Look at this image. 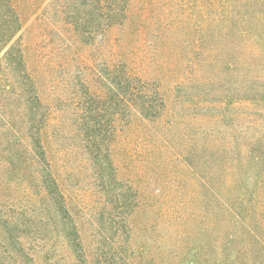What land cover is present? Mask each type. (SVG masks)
<instances>
[{
    "label": "trees",
    "instance_id": "trees-1",
    "mask_svg": "<svg viewBox=\"0 0 264 264\" xmlns=\"http://www.w3.org/2000/svg\"><path fill=\"white\" fill-rule=\"evenodd\" d=\"M15 1L0 0V175L6 178L0 181V264H142L131 241L137 225L133 217L154 207L146 202L144 182H133L118 164L119 135L125 129L135 134L144 129L142 123L164 124L165 131L178 123L187 126L190 115L181 120L175 113L166 120L170 103L162 67L169 63L177 77L200 55L202 43L200 73L172 84V93L201 106L192 94L205 98L211 91L204 85H218L227 104L253 103L264 120V0H200L197 14L187 18L185 0H177L175 7L169 5L171 17L154 14V21H161L153 23V31L163 42L153 44L158 54L153 74L137 70L129 58L138 46L126 48L142 35L139 24L126 38L123 53L118 56L110 47L112 35L126 33L134 0H25L24 6ZM172 1L162 0L159 9ZM197 16L198 27L192 18ZM34 18L33 34L42 39L36 44L39 66L30 60L23 35ZM193 33L201 34V40L191 39ZM42 60L52 75L69 70L61 82L66 98L45 100L38 70ZM242 119L236 116L238 131ZM221 120L227 122L222 115L210 123ZM260 127L258 135L247 132L243 143L229 135V145L206 141L203 131L188 134L190 147L209 151L200 183L209 195L196 205L202 213L198 239L184 248L175 245L177 255L168 264H264V234L252 224L260 220L264 228V201L237 186L244 182L241 170L251 179H264V122ZM52 145L71 163L68 179L74 186L81 183V172L88 173L85 183L97 196L91 212L66 194ZM190 150H182L181 165L199 177ZM215 177L222 181L216 183ZM235 194L237 203L231 204ZM86 228L97 234L96 254L88 252ZM105 232L111 237H101Z\"/></svg>",
    "mask_w": 264,
    "mask_h": 264
},
{
    "label": "rangeland",
    "instance_id": "rangeland-1",
    "mask_svg": "<svg viewBox=\"0 0 264 264\" xmlns=\"http://www.w3.org/2000/svg\"><path fill=\"white\" fill-rule=\"evenodd\" d=\"M161 1L162 0H134V19L132 18L131 23L128 24L129 26L126 33L124 36L122 32L116 33L112 35L110 39V47L112 46L115 50V54L118 56L123 53V50L126 48L132 49L138 46L137 53L134 50L133 54H129V58L133 60L137 70L152 74L153 70L156 68L158 57L155 51L156 47L153 46V44L156 45V43L163 42H158L156 40V28L153 31V23L157 20L161 21L159 19L160 17L154 21V14L160 16L162 12H166L167 14H164V16H166V18L171 17L172 13L169 12V5L175 7V3H177V0H175L170 2L167 7L164 6L159 9ZM23 2H25V0H17L16 4L17 6H24V4H22ZM199 2L200 0H185L183 18L190 17L192 14H197L195 6H197ZM135 13L138 15L143 14L145 19L140 20L138 16L136 20ZM199 17L200 16L192 17L196 21V25L194 23L193 26L198 27L200 22ZM35 23L36 19L34 21L32 19L26 26V31H24L23 35L30 60L32 59L34 64L39 66L37 57L38 45L36 46V44L42 39L41 34L38 32H34L33 34ZM137 24L143 28V33L141 36L138 35V39L133 38V44L127 46L129 40H126V38ZM191 39L200 41L201 34L193 33ZM125 46L127 47L124 48ZM203 46L204 44L202 43L198 49L200 55L194 56L193 59L189 60L177 77L176 75H172L169 63H165L162 67V70H164L163 76H165V80L163 81L164 90L168 92L167 95L170 103V109L168 110L166 120L169 121L171 116L175 113L179 114L181 120L184 114L190 115V117H187L189 119L184 121L187 123V126L183 123H178L174 125L172 129L165 131L162 127L164 124L159 126L151 124V126L145 127L146 124L141 122L143 125L139 127H144V129H138L135 134L130 136V132L127 133L125 129L120 133L119 140L116 143V159L122 172L129 174L132 178L131 180L136 184L144 182L146 200L149 198L146 202H153L154 208L152 211L147 210L133 217V221L137 225L135 231L131 233V241L134 245L138 261L142 262V264H168V260H170L169 257H175L177 255L178 251L175 245L184 248L183 245L198 239V234L195 232H197L200 227L202 213H199L196 205L199 199H203L205 196L208 197L209 195L202 184H200L204 174L201 170H205V162L207 160L205 158L208 157L209 151L203 150L202 148L190 147L192 145V137L188 134H192L194 130L203 131L206 132V141L219 142L221 140L225 141L227 145L230 144L228 140L229 135L236 134L239 138V142L243 143L246 140L247 132L248 134L258 135V128H261L260 123L264 122L262 113H260L259 109L256 108L253 103L251 104L250 102L243 101L240 103L230 102L227 104L226 93L218 85L211 87L204 85V90L211 91L205 98L195 97L196 95L192 94V100H194V102L201 101V103H203L201 106H192L182 95L178 97L174 92L172 93V84L179 82L183 78H188L190 80L200 73L205 58ZM173 48V44H170V49ZM95 52L99 53V51ZM40 68L41 70L38 69L41 73L40 84L45 100L50 104L55 95H61L66 98L67 91L62 88L61 82L64 77L69 78V70L52 75L47 69L44 60H42ZM238 114L243 118L240 121L242 125L240 131L237 129V126L239 127L236 120ZM222 115H224L227 121L225 124L222 123V120L210 123V121H213V118H219ZM193 117L196 118L192 120ZM138 122L140 123V121H137V123ZM166 141H168L169 144H167ZM202 141L204 140H198V143L201 144ZM51 148L57 153V157L54 156V158H57L54 162L57 163L60 180L66 194L72 199L74 204L78 203L81 206L85 204L87 206L85 207L86 211L91 212L95 205L93 200H96L97 196L91 195V189L90 187L88 188L89 183H85L88 173L85 174L81 172V183L74 186L73 183H75V181L71 182V179H68V176L71 175L72 172L71 163L65 160L62 150L59 149V147L52 145ZM189 148L191 150L188 157L194 162L196 166L195 170L198 171L199 177L194 176L197 174H192L186 166L182 167L181 165L183 163L182 150H188ZM78 164L79 160H76V168L80 171V165L78 166ZM261 169L264 170V166H262ZM181 171L187 172V174H184L185 176L180 175L179 172ZM75 173H77L76 169ZM246 175L247 173L245 171H240L239 178H242L244 182H238L240 184H237V186L240 187L241 193L247 192V194H249L254 192V195L251 194L252 197L261 196L262 201H264V179H251L246 177ZM5 179L6 178L0 175L1 182H4ZM75 179H78L77 175ZM217 181L220 182L222 180H218L217 177H215V182L217 183ZM193 187L195 188V193L192 194L194 191ZM185 202L186 205L184 204ZM230 202L231 204L237 203L236 194ZM252 224L259 233L264 234V228L260 220L255 222V219H253ZM220 228L222 230V226L218 229ZM86 229L84 236L92 243L89 245L88 252L96 254L97 248L94 245L93 236L97 234L91 228ZM179 230L184 232H182V238L177 236ZM223 231H226L225 227H223ZM111 235V232H105L103 235L101 234V237H111ZM60 253L66 255L67 249L61 248ZM182 258L186 259L184 257ZM189 258L190 259L187 260H192L191 257ZM66 261L67 262L63 264H70L68 260Z\"/></svg>",
    "mask_w": 264,
    "mask_h": 264
}]
</instances>
